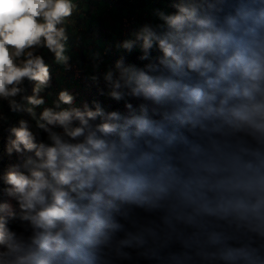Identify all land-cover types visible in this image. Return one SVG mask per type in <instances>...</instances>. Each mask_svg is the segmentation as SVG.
Listing matches in <instances>:
<instances>
[{
	"label": "clouds",
	"instance_id": "1",
	"mask_svg": "<svg viewBox=\"0 0 264 264\" xmlns=\"http://www.w3.org/2000/svg\"><path fill=\"white\" fill-rule=\"evenodd\" d=\"M172 7L116 45L142 67L103 72L143 101L122 115L42 95L47 55L73 68L80 0H0V103L21 117L0 112V162L22 158L0 172V264H264V0Z\"/></svg>",
	"mask_w": 264,
	"mask_h": 264
},
{
	"label": "trees",
	"instance_id": "2",
	"mask_svg": "<svg viewBox=\"0 0 264 264\" xmlns=\"http://www.w3.org/2000/svg\"><path fill=\"white\" fill-rule=\"evenodd\" d=\"M151 0H148V2H146V0H139L138 1V5L137 7H133L128 0H110V3H115V8L118 12H124L126 13L125 16H130L134 11H135V16L136 19L138 18V21L135 24L130 25V29L132 31V35L137 32L139 30V28L144 24L142 21H144L142 19L143 16V11L147 8V4L150 2ZM95 8H90V10H88L87 12L83 11L82 8H80V12L83 13V17L86 19V21L84 19H81L79 13L77 14V20L79 21V23L84 24L85 22H87V28H86V33L84 34V37H88L91 38L93 36V33L95 32L94 27H96V24L98 23V27L100 28V34H101V38L107 41V49L109 51H112L111 56L107 59L106 61V69L110 66H113L115 64V62L117 60H120L121 58H123L125 64H135L137 66L142 67L144 63L146 62H142L138 59V57L142 54L141 50L139 49V47L134 48L131 52L124 50L122 48H117L116 45L119 43L117 42L114 46L111 45V34L109 35V33L107 34L106 29H110L112 32V28L107 26L109 24H106L104 22V20H102V18L99 17H95L94 13H95ZM105 17H107L106 19L109 18V16L103 15ZM141 17V19H140ZM133 38V37H129L128 39ZM69 45H70V53L73 52H77L79 57H80V61L82 62L83 65H93V62L90 60V58L86 55L87 52H91V46L92 43H84L83 41H81L80 46L77 47L75 42H73V44L71 43V41L69 40ZM161 55V53L158 51V49L153 48L151 51V56L153 58H157ZM46 61L49 63L50 67H51V74H52V87L48 90V92L51 93V95H47V93H43L42 95H45L46 101L48 103V105H51L52 100H54L56 98V94L62 90V89H67L70 91L71 88V78L74 75L73 70L71 71H64V69L61 66L56 65L55 63H53V59L51 57V55H47L46 56ZM82 65V66H83ZM93 71H91L90 75L93 74ZM105 71V70H104ZM99 71L100 74V80L98 84H94L92 81H90L88 79V77L90 76H83L84 73H82V70H80V77H79V85L77 86V88L74 87V90L70 93H73L75 95V102H77L76 106L77 107H83V105L85 103H87L90 107H94L93 102H98L101 104V106L105 109V111H117L119 113H121L122 115H128L129 114V110L125 107L126 103H132L133 107L136 111H138V104L143 102V101H139L136 99H132V98H125L124 100L121 101H115L113 100L110 96L107 95L109 89L106 86L105 82L103 81V72ZM63 79L62 81H60L59 79ZM70 79V80H68ZM71 82V83H70ZM103 90L104 94L101 95L100 94V90ZM28 90H29V94L31 93V84L28 85ZM0 112H3L4 114L10 115L11 114L8 112V108L7 105L4 103H0ZM23 118L25 119H29V117L27 116V114H22ZM21 118L20 116H11V123L15 124L16 121ZM0 135H3L6 137L7 133H3V130L0 129ZM3 150V142L0 141V151ZM22 162V158L16 156L15 154L11 157L8 158L5 156V158L3 159L2 162H0V172H2L3 170L7 169V167L9 166V164H15V163H21ZM10 225L15 228L16 224L10 221Z\"/></svg>",
	"mask_w": 264,
	"mask_h": 264
},
{
	"label": "rangeland",
	"instance_id": "3",
	"mask_svg": "<svg viewBox=\"0 0 264 264\" xmlns=\"http://www.w3.org/2000/svg\"><path fill=\"white\" fill-rule=\"evenodd\" d=\"M110 0H80V4H81V8L83 11L87 12L88 10H90V8H95V13L94 16L95 17H99L102 18V20H104V22L106 24H109L107 26L112 28V32L110 29H106L107 34L109 33V35L111 34V45L114 46L117 42L120 41H124L125 39H128L130 36L133 37L132 35V31L131 29H127L126 35L124 36L122 31L124 30V19L127 17H125L126 13L124 12H118L115 8V3H110ZM146 2H148V0H146ZM174 2V0H151L146 6L147 8L143 11V16L142 19L144 21H142L144 24L145 23H157L159 22L157 17L155 16V10L159 9V10H163L165 12H173L174 9L172 7V3ZM139 4V3H138ZM86 5V7H85ZM109 16L108 19H106L107 17L103 16ZM141 19V17H140ZM128 20V19H127ZM138 21V18L134 20L135 24ZM133 26V25H132ZM95 32L93 33V36L91 38L88 37H84V34L86 33V30L84 32L81 33L83 39L82 41L84 43H92L91 46V50L92 51H99L102 55V61L103 63L100 66L99 71L102 72L104 70H106V61L107 59L111 56L112 51H109L107 49V41L101 38V34H100V28L98 27V23L96 24V27H94ZM71 43L73 44V42H75V38H70ZM107 50V51H106ZM73 57L72 63H73V72L74 75L71 78V88H70V92H72L74 90V87L77 88V86L79 85V77H80V73H79V77L78 75V71L82 70L83 76H89L91 71L93 70V65H83L82 62L80 61V57L78 55V53L75 51L70 54ZM77 59L79 60V63L77 64L76 61ZM83 65V66H82ZM78 79V80H77ZM60 81H62L63 79H59ZM70 80V79H68ZM1 107V106H0ZM140 264H149V262L147 261H141Z\"/></svg>",
	"mask_w": 264,
	"mask_h": 264
},
{
	"label": "built area",
	"instance_id": "4",
	"mask_svg": "<svg viewBox=\"0 0 264 264\" xmlns=\"http://www.w3.org/2000/svg\"><path fill=\"white\" fill-rule=\"evenodd\" d=\"M138 1L139 0H128V2L133 6V7H137V5H138ZM125 17H127V19L125 18L124 19V24H123V26H124V30L122 31V33H123V35L125 36L126 35V32H127V29H129L130 28V25H132L133 23H134V20H135V18H136V16H135V11L130 15V16H125ZM120 42H122V41H120ZM119 42V43H120ZM79 71H78V77H79ZM77 102H75V106L77 105L76 104Z\"/></svg>",
	"mask_w": 264,
	"mask_h": 264
}]
</instances>
